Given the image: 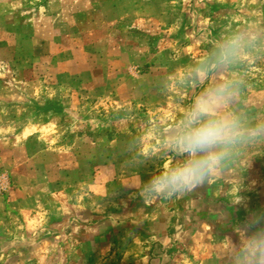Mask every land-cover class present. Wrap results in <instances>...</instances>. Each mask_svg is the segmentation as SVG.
Masks as SVG:
<instances>
[{
  "label": "rangeland",
  "instance_id": "1",
  "mask_svg": "<svg viewBox=\"0 0 264 264\" xmlns=\"http://www.w3.org/2000/svg\"><path fill=\"white\" fill-rule=\"evenodd\" d=\"M71 1L16 0L17 12L6 23L11 33L16 25L29 31L30 18L39 20L50 3L61 34L50 45L23 33L16 40L0 34V264H120V251L94 254L95 245L124 228L119 215L139 196L132 188L166 169L167 161L174 164L158 129L171 127L202 89L239 81L232 107L249 122H264V0H187L197 11L177 15L186 17L181 28L145 30L143 52L158 53L157 70L177 68L171 77L153 70L142 75L150 61H129L122 71L118 45L99 40L103 25L89 28L90 16L104 19L103 5ZM235 33L251 37L237 60L188 78ZM137 41L129 40L130 56ZM105 49L113 50L111 59ZM232 168L228 179L241 186L223 189L225 196L253 198L247 209L264 211V142L247 147ZM207 182L199 193L220 196ZM247 209L235 212L246 216Z\"/></svg>",
  "mask_w": 264,
  "mask_h": 264
},
{
  "label": "crops",
  "instance_id": "2",
  "mask_svg": "<svg viewBox=\"0 0 264 264\" xmlns=\"http://www.w3.org/2000/svg\"><path fill=\"white\" fill-rule=\"evenodd\" d=\"M90 1H94V4L99 1L104 7L105 15L104 19L100 21L96 16H90L89 28L96 30L98 25L99 27L103 25L106 30L105 37L103 39L99 37V40H104L106 45L109 41H111L110 44L118 45V48L114 49H118V53H120V61L123 63L122 71L127 73L129 61L139 65L150 61L152 67L147 70L149 74L143 73L142 75L152 76L150 74L152 70L158 73L153 76L171 77L177 75V68L163 71L157 70L156 65L153 66L158 53L145 54L143 52L144 47L142 46L146 40L143 32L149 29H160L166 32L168 29L181 28L186 17L179 18V14L187 15L197 11L195 7L187 4V0H104V3L102 0ZM205 1L228 3L229 0ZM71 2L74 7L79 6V0ZM49 4L47 2L42 6V10L46 14L40 16L39 20L30 18L33 23H29V31L22 32V30H18L20 26L16 25L11 33L6 23L11 20V15L17 12L18 6L16 0H1L0 34L2 32L14 34L13 40H16L17 33H23L30 40H44L41 41L42 45L44 42L46 45H50L53 41L60 40L61 34L56 31L57 28L54 26L56 19L49 13ZM93 10L94 8L90 9V13H93ZM89 39L98 40L94 36ZM129 40H139L137 46L134 45L135 47L131 48V56L128 49ZM170 40L176 39L174 37ZM112 52L111 49H105V60L111 59ZM174 56L177 57V55ZM176 57L175 60L179 59ZM153 89H155L154 86ZM164 143H166L165 139ZM169 154L168 152L166 156L170 157ZM174 164L172 160H169L165 167L167 169ZM233 170L235 168H227L223 177H217V180L207 182L211 188H218L220 192L218 197L208 192L199 193V189L203 185L200 184L170 199L157 197L144 199L140 195L130 198L131 200L128 202L130 206L126 208L124 214L119 215L124 228L122 227L119 235L106 234L107 239L99 245H95L94 254L102 252L109 256L116 250L120 251L123 254L120 264H131L133 258H136V264H140V261H144L143 264H226L223 258L216 255V251L228 247V237L233 241L236 240L234 227L243 224L252 214L248 209L254 201L253 198L247 197V200L242 199L243 202L235 203L239 200L238 198L225 196L226 192L223 189L241 186L237 182L238 180L228 179L229 171ZM262 204L264 205V202ZM237 208L243 210L248 208L249 214L239 215L235 212ZM213 210L215 217H213Z\"/></svg>",
  "mask_w": 264,
  "mask_h": 264
},
{
  "label": "clouds",
  "instance_id": "3",
  "mask_svg": "<svg viewBox=\"0 0 264 264\" xmlns=\"http://www.w3.org/2000/svg\"><path fill=\"white\" fill-rule=\"evenodd\" d=\"M250 41L241 33L226 36L202 62L203 71L193 69L188 78L198 80L204 72L227 67ZM241 86L239 81L224 80L202 89L171 127L158 129L176 163L141 181L137 190L142 198L170 199L223 177L235 157L264 142V122H249L232 107ZM234 232L236 240L228 237V247L216 255L226 264H264V211L252 213Z\"/></svg>",
  "mask_w": 264,
  "mask_h": 264
},
{
  "label": "trees",
  "instance_id": "4",
  "mask_svg": "<svg viewBox=\"0 0 264 264\" xmlns=\"http://www.w3.org/2000/svg\"><path fill=\"white\" fill-rule=\"evenodd\" d=\"M52 105L55 106V104H51V106ZM51 106L50 105L49 106H45V108L49 110L51 108ZM56 106H57L56 108H58L60 110L59 104H56Z\"/></svg>",
  "mask_w": 264,
  "mask_h": 264
}]
</instances>
